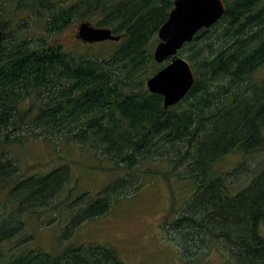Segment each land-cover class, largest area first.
<instances>
[{
	"label": "trees",
	"instance_id": "16d2710c",
	"mask_svg": "<svg viewBox=\"0 0 264 264\" xmlns=\"http://www.w3.org/2000/svg\"><path fill=\"white\" fill-rule=\"evenodd\" d=\"M173 1L0 0V189L9 190L0 202V247L22 232L21 215L46 212L37 211L64 186L65 169L27 175L11 156L42 139L92 149L118 175L67 229L106 215L112 201L140 190L145 161H163L167 172L144 173L195 187L167 223L179 242L194 234L200 244L225 245L227 264H264V163L250 169L242 161L234 174L215 170L230 153L264 154V76L255 77L264 68V0H223V16L179 51L195 80L165 110L145 82L160 69L152 48ZM75 22L111 29L120 36L116 49L102 59L67 51L55 36ZM240 171L249 179L234 191L231 177ZM7 264L122 263L111 247L79 244L28 249Z\"/></svg>",
	"mask_w": 264,
	"mask_h": 264
},
{
	"label": "rangeland",
	"instance_id": "374dc122",
	"mask_svg": "<svg viewBox=\"0 0 264 264\" xmlns=\"http://www.w3.org/2000/svg\"><path fill=\"white\" fill-rule=\"evenodd\" d=\"M79 23L69 25L55 36L67 51L102 59L116 49V43L111 41L85 44L77 40ZM42 27L43 25L33 27L30 33H38ZM157 44L158 42L152 52ZM179 57L185 59L184 55ZM164 65L166 63L159 66L161 68ZM263 76L264 68L255 74L256 78ZM11 156L18 160L19 169L27 172V175H44L63 168L65 183L56 198L49 201L48 207L37 211L46 212L21 215L22 232L1 245L0 251L4 258L0 260V264H7L11 257L28 249L55 253L63 247L79 244L111 247L117 252L122 264H227L228 255L231 254L222 243L220 245L217 244L220 242L211 241L200 244L194 240L199 238L194 234V238L182 243L178 240L181 237L179 233L176 234L167 227V223L174 220L178 212L180 215V210L195 191L191 182H181L174 176H170L167 182L159 174L144 173L145 168L167 172V163L145 161V168L137 170L142 176L139 191L112 201L106 215L67 229L65 225L79 209L118 176L117 173L108 171L111 166L109 162L99 161L94 151L87 147L42 139H33L13 148ZM100 158L105 159L102 156ZM242 161L248 168H256L264 163V154L257 153L243 159L239 153H230L215 166V170L234 174V169ZM248 179L242 171L233 175L231 180L236 186L234 191L244 187ZM7 191L9 190L6 188L0 189V202ZM262 227L264 236V226ZM233 264H236L234 259Z\"/></svg>",
	"mask_w": 264,
	"mask_h": 264
},
{
	"label": "water",
	"instance_id": "95a60500",
	"mask_svg": "<svg viewBox=\"0 0 264 264\" xmlns=\"http://www.w3.org/2000/svg\"><path fill=\"white\" fill-rule=\"evenodd\" d=\"M225 13L223 0H174L167 20L157 32L158 44L153 50V60L161 65L149 77L145 86L149 93L162 97L166 110L178 104L190 91L195 76L190 64L178 56V52L193 41L194 36L203 29L211 28ZM2 30L0 29V38ZM76 39L85 44L118 42L111 29L94 27L81 22L77 28Z\"/></svg>",
	"mask_w": 264,
	"mask_h": 264
}]
</instances>
